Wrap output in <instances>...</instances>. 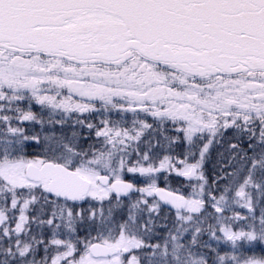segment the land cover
<instances>
[{
  "label": "snow or ice",
  "instance_id": "snow-or-ice-1",
  "mask_svg": "<svg viewBox=\"0 0 264 264\" xmlns=\"http://www.w3.org/2000/svg\"><path fill=\"white\" fill-rule=\"evenodd\" d=\"M0 264H264V0H0Z\"/></svg>",
  "mask_w": 264,
  "mask_h": 264
}]
</instances>
